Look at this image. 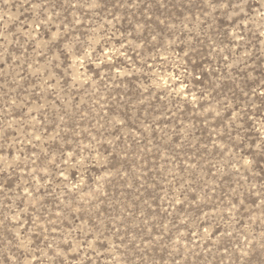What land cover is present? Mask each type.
Returning a JSON list of instances; mask_svg holds the SVG:
<instances>
[{"label":"rangeland","instance_id":"rangeland-1","mask_svg":"<svg viewBox=\"0 0 264 264\" xmlns=\"http://www.w3.org/2000/svg\"><path fill=\"white\" fill-rule=\"evenodd\" d=\"M0 264H264V0H0Z\"/></svg>","mask_w":264,"mask_h":264}]
</instances>
